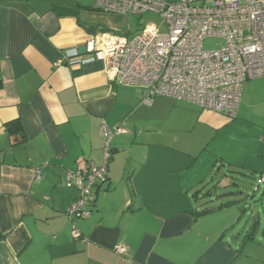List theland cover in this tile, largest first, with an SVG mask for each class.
Here are the masks:
<instances>
[{
  "label": "crops",
  "instance_id": "crops-1",
  "mask_svg": "<svg viewBox=\"0 0 264 264\" xmlns=\"http://www.w3.org/2000/svg\"><path fill=\"white\" fill-rule=\"evenodd\" d=\"M125 17L70 0H0V264H264V219L229 176L264 174V128L237 151L222 137L227 111L167 95L147 103L145 88L112 81L103 61L67 56L97 33L122 35ZM104 122L127 132L112 139L91 214L72 221L80 191L65 175L104 165ZM216 171L231 178L221 193Z\"/></svg>",
  "mask_w": 264,
  "mask_h": 264
},
{
  "label": "built area",
  "instance_id": "built-area-1",
  "mask_svg": "<svg viewBox=\"0 0 264 264\" xmlns=\"http://www.w3.org/2000/svg\"><path fill=\"white\" fill-rule=\"evenodd\" d=\"M95 8L108 13L143 15L154 12L160 23L147 24L128 37L100 32L89 38L85 53L103 61L112 81L147 90L145 101L158 95L188 101L204 110L237 116L248 80L264 76V0H93ZM208 37L221 40L218 48L205 50ZM122 126L100 127L105 163H89L68 169L64 184L80 194L67 214L73 221L91 214L96 188L104 181L112 155V139L126 133ZM264 183V174L256 189ZM73 235L82 236L73 225ZM124 253L125 248L117 247Z\"/></svg>",
  "mask_w": 264,
  "mask_h": 264
},
{
  "label": "rangeland",
  "instance_id": "rangeland-1",
  "mask_svg": "<svg viewBox=\"0 0 264 264\" xmlns=\"http://www.w3.org/2000/svg\"><path fill=\"white\" fill-rule=\"evenodd\" d=\"M39 1V0H38ZM44 2H65L66 0H40ZM74 3L83 4H94L93 0H70ZM162 17L154 12H147L143 15L138 13H129L123 19V34L132 37L138 34L147 24L149 23H160ZM221 40L215 37H208L203 43L205 50H214L218 48ZM234 123L228 128L227 133L222 137L225 138L224 143H229L233 149L237 151L242 150L241 148H247L251 143V139L256 132H259L260 128H264V76L256 79L248 80L243 88L242 101L237 113L234 117ZM230 132V133H228ZM231 134V135H230ZM251 161V157L249 158ZM227 174L226 171L214 172V180L211 181L212 187L218 185V192H224L221 182L225 183L231 178L224 179ZM244 174V175H243ZM243 174L234 173L229 176L235 177L236 182L239 183L241 189L244 186L247 187L249 195L254 198L249 201L253 204L254 213L259 212L264 219V195L262 191H256L257 179L259 172H246ZM237 190V189H236ZM221 191V192H220ZM213 205H209L211 207Z\"/></svg>",
  "mask_w": 264,
  "mask_h": 264
},
{
  "label": "trees",
  "instance_id": "trees-1",
  "mask_svg": "<svg viewBox=\"0 0 264 264\" xmlns=\"http://www.w3.org/2000/svg\"><path fill=\"white\" fill-rule=\"evenodd\" d=\"M61 8L63 11L62 12H58L59 15H65V14H78V11L76 8H71V7H59ZM12 124H17V122H12V123H8L6 126H7V129L12 131L11 130V125ZM17 128H20V125L17 127Z\"/></svg>",
  "mask_w": 264,
  "mask_h": 264
},
{
  "label": "water",
  "instance_id": "water-1",
  "mask_svg": "<svg viewBox=\"0 0 264 264\" xmlns=\"http://www.w3.org/2000/svg\"><path fill=\"white\" fill-rule=\"evenodd\" d=\"M80 54H84L85 53V47L84 46H82L81 48H80Z\"/></svg>",
  "mask_w": 264,
  "mask_h": 264
}]
</instances>
